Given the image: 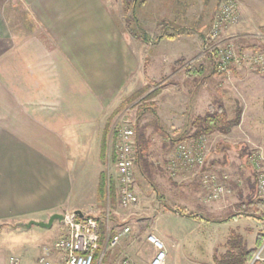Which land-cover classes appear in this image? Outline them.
Listing matches in <instances>:
<instances>
[{
  "label": "crops",
  "instance_id": "obj_1",
  "mask_svg": "<svg viewBox=\"0 0 264 264\" xmlns=\"http://www.w3.org/2000/svg\"><path fill=\"white\" fill-rule=\"evenodd\" d=\"M237 1L239 21L224 28L225 38H264V0ZM118 2L121 9L113 10L109 0H0V264L13 256L21 264H43L46 252L51 264H62L64 253L47 238L62 221L39 230L26 224L75 209L97 216L103 132L113 110L142 80L171 78L180 86L181 77L204 73L193 66L205 53V31L219 0H130L138 19L131 29ZM143 32L148 40L139 37ZM157 110L163 126L182 119L181 108L175 113L157 104ZM149 183L159 199V186ZM135 189L145 206L151 195ZM162 196L156 221L167 218L154 229L166 244V264H218L235 241L253 254L246 264H264V222L252 212L223 216L235 204L215 205L221 198L208 206L196 200L203 212L184 216L175 209L185 203ZM180 222L189 230L177 229ZM124 239H132L130 231L119 243ZM146 241L152 252L134 259L141 264H151L156 253Z\"/></svg>",
  "mask_w": 264,
  "mask_h": 264
},
{
  "label": "rangeland",
  "instance_id": "obj_2",
  "mask_svg": "<svg viewBox=\"0 0 264 264\" xmlns=\"http://www.w3.org/2000/svg\"><path fill=\"white\" fill-rule=\"evenodd\" d=\"M109 1L113 10L115 8L117 10L119 0ZM127 1L122 0L123 12L119 11V13H121L122 22L126 20V23L127 13L124 10V5H127ZM225 1L226 0H219L220 3L213 16L212 22ZM235 2L238 19L227 25L236 24L239 21L238 1L235 0ZM118 9L121 8L118 6ZM211 24H208L209 26L207 25L204 38H206ZM227 25H225L221 31L220 39L232 41L238 52L241 55H245L241 57V62L235 65L233 64L227 71L212 73L213 69H216L215 63L212 56L206 53L205 47V53L201 56L200 61L198 63H189L185 68V71L188 72V69L193 66L192 64L194 63L196 66L193 67L204 68L203 74L194 77L188 75L185 79L181 77L178 81L181 83L180 86L176 85L175 82H177V80L175 81V79L171 78H147V80L140 81L137 87L127 95H131L136 90L147 85L149 80H153L156 86L152 85L149 91L159 88L158 94L152 98V100L158 104V107L165 110L170 109L172 111L174 109L175 113L178 112L177 108H181V121H173L175 125L171 126L164 125L165 129L173 138H177L182 134L190 135L193 132L194 129L191 127L190 123L192 120H186L185 114L187 116L189 115V117L204 114L208 110V107L211 104H215L218 100L224 103L230 117H233L237 109L241 108V123L233 126L230 132L222 133L216 131L212 134H207V157L205 164L201 168L195 167L185 171L180 170L176 174L171 173L168 168H166L167 158L174 150L178 141L173 144L168 139H164V137L156 131L152 122L154 115L150 112L141 114L139 120L137 108L131 104L129 108L123 109L117 114L112 123L114 125L113 128L111 125L113 133L115 129L117 130V127L122 124H134L136 126L138 120L140 125L144 124L146 126V132L154 142V146L151 149L152 166L150 177L152 181L159 186L162 193L168 194L170 204L177 201L180 203L177 204L181 207V205L185 203L184 205L186 207L183 209L188 207L189 209H187L189 211L198 212L201 209L197 208L196 200L208 206L218 199L226 198V200L221 199L223 201L216 202L215 205L234 203L235 207H232L228 211L225 210L223 216L233 212H241L242 214L247 212L253 213L254 210L251 207L238 206L239 203L247 199L254 198L264 201V191L260 190L257 185V170L253 167L251 162L253 153H259L264 157V60L262 58V61H255L254 59L255 54L264 53V38L259 37L257 39L258 41L245 39L242 42H239L241 39L237 41L230 39V37L225 38L227 37V33L224 34V28ZM127 28L129 27L127 26ZM127 31L129 32V30ZM260 33L264 34L262 27ZM205 41L207 46L208 41L206 39ZM253 42H256L258 45L255 44V46H251ZM258 46H260V49H255V47ZM146 94L147 93L144 95ZM126 97H124V99ZM109 140L110 144L107 150V161L103 169L107 171L108 184L109 181H114L115 186H117L118 174L112 159V148L114 143L111 142V134ZM262 165L264 167V159ZM208 173L212 174L214 178L216 177L217 184L219 183L225 187V192L221 194L218 199H209V195H211L210 190L203 181L205 175ZM135 180V188L141 192V195H151L145 198V206L147 207L141 203L140 197L139 203L136 206L125 208L119 204L118 199L115 204L111 203L109 199L101 201L100 211L97 216L102 217L105 221L107 235L110 236L112 230L115 231L120 228V226L127 225L131 229L129 231L132 238L129 241L124 239L125 241L123 240L121 244L118 242L113 248L107 247L109 251L108 256L106 260L103 258L105 264H117L121 258L127 256L140 262V259L138 260L137 257L138 255L140 258H146L147 254L145 253L152 252V250H150L151 248H148L150 245H148L146 241L148 234L154 233L159 236L154 227L160 228L165 226L167 217H161L158 222L156 221L157 217L161 214L160 210H162V203L159 201L160 199L156 198L157 196L154 194V190H150L149 180L145 178L138 169L136 170ZM173 183H177L179 186L174 187L172 186ZM66 212L68 211L63 213ZM177 225L179 226L176 228L179 230H189L190 228L188 224L181 222ZM39 229L42 228L38 225H34L33 230ZM193 230H195V228H193ZM48 231L51 233L47 238L53 243L61 236L66 235L67 226L63 221L61 225H58V222H56L55 227ZM105 245L106 239L103 249ZM99 257L97 260H99ZM46 259H48V256Z\"/></svg>",
  "mask_w": 264,
  "mask_h": 264
},
{
  "label": "built area",
  "instance_id": "obj_3",
  "mask_svg": "<svg viewBox=\"0 0 264 264\" xmlns=\"http://www.w3.org/2000/svg\"><path fill=\"white\" fill-rule=\"evenodd\" d=\"M238 19V12L235 0H226L216 13L209 31L206 34L208 44L206 53L210 54L218 72L227 71L241 62V55L232 41L220 39L221 31L228 23H233ZM255 61L264 60V53L254 55ZM116 139L114 143L118 202L121 206L133 207L139 203V196L135 189L136 175V129L134 124H122L117 127ZM207 134H199L188 140L178 141L172 154L167 158L168 170L176 174L178 171H185L191 168L202 167L207 157ZM264 157L259 153H253L251 162L257 170V185L264 191V167L262 165ZM209 188V199H218L225 192V187L216 183V177L208 173L203 180ZM62 221L67 226L66 235L62 236L54 243V248L64 253L62 264H105L103 256L107 247H114L127 233L130 228L125 226L116 232L113 237L107 235L106 245L102 250L99 260L95 261L96 251L100 247L101 230L98 220L93 216L79 217L74 211L63 213ZM148 240L156 248V253L151 260V264H166L167 251L165 242L156 234L150 233ZM261 250L257 257L260 256ZM47 254V252H46ZM42 255L40 261L43 264H51L47 255ZM10 264H21L19 257L10 258ZM117 264H141L130 257L121 258Z\"/></svg>",
  "mask_w": 264,
  "mask_h": 264
},
{
  "label": "trees",
  "instance_id": "obj_4",
  "mask_svg": "<svg viewBox=\"0 0 264 264\" xmlns=\"http://www.w3.org/2000/svg\"><path fill=\"white\" fill-rule=\"evenodd\" d=\"M127 1V0H126ZM130 0L127 1V5H124V10L127 13V26L129 29L132 28L134 24L138 23L137 16L135 14L130 13V6L129 4ZM262 29L264 30V26H262ZM139 37H141L144 40H148L149 37L146 35V33L139 34ZM255 49H260V46L255 47ZM264 49V48H263ZM194 69V68H193ZM218 72L216 69H213L212 73ZM195 73H200L198 69H195ZM155 85L153 80H149L148 84L143 86L142 88L136 90L131 95L127 96L112 112L111 116L109 117L107 124L105 126L104 132H103V142H102V160L104 163L107 161V150L109 148V133L111 130V125L117 116L119 112H121L123 109L129 108V106L132 104V106H135L138 111V119L140 120L141 114H144L146 112H150L154 115V118L152 120L156 131L161 134L162 136L166 137L169 141H171L173 144H175L177 141L187 140L188 138H193L199 134H212L213 132L219 131L222 133H228L232 130L233 126L240 123L241 120V108H238L235 115L233 117H230L227 109L224 105V103L220 100L216 101L215 104H211L208 107V110L204 114H199L193 117L191 121V127L194 129L193 132L190 135H181L177 138H173L172 135L165 129V127L161 124L160 117L158 115L157 110V103L152 100V98L158 94L159 88H156L154 90H151V86ZM156 86V85H155ZM147 93L146 95H144ZM142 95V96H141ZM144 95V96H143ZM138 100V101H137ZM138 122L136 123L135 129H136V166L138 171L149 180V182L153 183L150 172H151V148L153 146V140L152 138L147 134L146 132V126L140 125ZM116 132V129H115ZM113 134V141L112 143H115L116 134ZM112 159L115 160V152H114V144L112 148ZM158 197L160 200H162L163 196L160 192H158ZM98 198L100 201H105L109 199V201L113 204L117 202L118 199V190L117 186H115L114 181H107V171L102 170L100 174V180L98 184ZM244 207L248 206L253 208L254 212L252 215L257 217L258 219L262 220L264 222V201L261 199H254L250 198L243 202ZM166 207L168 209H173L174 207L166 203ZM179 211L184 216H195V212H188L186 209H175ZM88 216V215H85ZM95 218L98 220L100 230H101V238H100V247L96 251L95 254V261L98 259L99 255L102 252V249L105 244V239L107 236V230H106V223L100 216H95ZM5 224H0V229L4 227ZM115 234V231L112 230L110 232V236L113 237ZM234 238V237H233ZM237 236H235L236 240ZM233 240V241H234ZM236 242V241H235ZM234 242V246L231 248L232 251L228 252V254L224 255L221 259H217L218 264H246L248 260H250L253 257V254L251 251L247 250L245 247L242 246L241 242L239 245H237ZM108 250H106L103 258L106 260L108 256Z\"/></svg>",
  "mask_w": 264,
  "mask_h": 264
},
{
  "label": "water",
  "instance_id": "obj_5",
  "mask_svg": "<svg viewBox=\"0 0 264 264\" xmlns=\"http://www.w3.org/2000/svg\"><path fill=\"white\" fill-rule=\"evenodd\" d=\"M75 213H77L79 215V217H84L85 214L81 209H75L74 210ZM55 219H58L60 221H62L63 219V213H53L48 221H36V220H30L26 225L27 226H31L32 224H37L40 225L42 227H51L53 224V221Z\"/></svg>",
  "mask_w": 264,
  "mask_h": 264
}]
</instances>
